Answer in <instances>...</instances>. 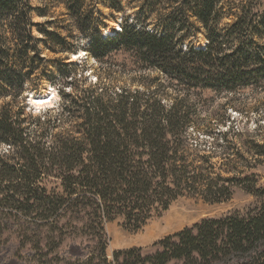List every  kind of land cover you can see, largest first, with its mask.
<instances>
[{
    "label": "trees",
    "instance_id": "trees-1",
    "mask_svg": "<svg viewBox=\"0 0 264 264\" xmlns=\"http://www.w3.org/2000/svg\"><path fill=\"white\" fill-rule=\"evenodd\" d=\"M37 1L0 0V242L6 232L18 234L33 264H264V201L168 236L152 254L132 248L110 257L105 228L122 217L138 231L187 195L218 204L240 188L264 200V184L243 171L247 160L228 133L205 142L195 105L205 91L264 89V8L147 0L154 29L136 21L103 36L99 7L120 12L119 0ZM35 16L50 20L39 24ZM199 35L203 48L188 42ZM81 47L103 64L122 53L123 69L157 75L144 90L83 87L71 66L62 71L59 108L27 115L26 93L38 86L44 52ZM254 145L248 153L264 156V146ZM216 156L239 162L218 166ZM73 226L87 236L83 256L63 247Z\"/></svg>",
    "mask_w": 264,
    "mask_h": 264
},
{
    "label": "rangeland",
    "instance_id": "rangeland-1",
    "mask_svg": "<svg viewBox=\"0 0 264 264\" xmlns=\"http://www.w3.org/2000/svg\"><path fill=\"white\" fill-rule=\"evenodd\" d=\"M121 11H112L107 7L100 6L103 12L101 17V26L99 34L106 36L107 31L113 34H120L121 29L128 23L135 24L136 21L152 24L155 28L156 16L155 9L145 10L147 0H119ZM234 4V6L256 4V11L260 12L264 8V0H226ZM35 6H39L37 0H32ZM144 8V9H143ZM147 8V6H146ZM146 11L147 17L143 15ZM237 13L236 9H234ZM60 10L56 12V15ZM154 14V16L152 15ZM61 21L60 17H58ZM50 20L49 18H41L35 16L34 21L43 24ZM56 20V21H59ZM36 36L42 37L38 28L34 29ZM66 36V33H64ZM197 47H204L206 44L205 37L199 35L198 39H189ZM88 42H84L87 44ZM43 46V45H42ZM185 49V46H183ZM85 47L78 48L77 51L70 54H53L45 51L46 61L40 67V77L36 80L38 86H32L26 93L27 108L26 114L39 116L49 110H57L62 103V71L69 70L71 66L78 67L77 80L83 84V87L95 86L96 88H116V90H144L143 83L150 84V79L156 77L157 74L149 72H138L136 70H126L120 65L127 62V55L122 53L113 54L112 59L106 60V63H100L89 55ZM63 59H67L64 61ZM67 64V66H65ZM86 66V67H85ZM64 68V69H63ZM84 68L86 69L84 71ZM150 74V75H148ZM68 81H71L69 79ZM85 84V85H84ZM157 84H153L155 87ZM155 90V89H153ZM172 93V91H170ZM54 93L55 97L50 102L41 107H36L30 102L33 95H47ZM203 101H195L196 110L199 114L200 131L208 133L209 137L205 140L208 146L213 142L221 140L226 133L230 141H235L238 148L245 156L247 163L240 164L247 174H255L260 184H264V156L249 154V146L255 148L254 144L264 146V89H245L234 93L216 94L215 92L205 91ZM79 122V121H78ZM77 122V123H78ZM76 126V123H70L69 126ZM69 126H66L69 128ZM195 146V145H194ZM263 151V149H260ZM256 152V151H255ZM219 156V151H218ZM228 160L239 162L237 157H231ZM228 160L221 159L217 156L211 162L225 164ZM48 184V183H47ZM59 184V183H57ZM50 187L57 186L55 183H49ZM263 198H259L253 194L246 192L240 188L233 191L231 200L211 204L206 202L200 196H185L176 200L170 208L161 213L156 214L147 224L140 230H134L131 226H127L124 218H117L115 221L106 225V232L109 237L108 254L111 257L114 251L128 250L132 248H141L144 254H152L157 248L155 244L164 238L177 234L187 228H191L204 219H219L226 217L232 213L239 212L245 214L253 210L263 203ZM5 212H0L3 215ZM19 216L18 212H13ZM77 222V221H76ZM63 247L67 252H73V255L83 256L82 249L85 247L87 236L81 234L75 229V226L67 228ZM18 235V234H17ZM14 232H6L0 242V264H33V260L28 257L31 246L28 245L23 249L19 243L18 236ZM23 254L18 257L17 254ZM16 254V255H15ZM54 256V255H52Z\"/></svg>",
    "mask_w": 264,
    "mask_h": 264
},
{
    "label": "bare ground",
    "instance_id": "bare-ground-1",
    "mask_svg": "<svg viewBox=\"0 0 264 264\" xmlns=\"http://www.w3.org/2000/svg\"><path fill=\"white\" fill-rule=\"evenodd\" d=\"M106 35H110V34H113L112 32H109L107 31L105 33ZM55 97V94L54 93H51V94H47V95H43V94H40V95H33L31 96L30 98V102L32 104H34L36 107H41L43 105H46L47 103H49L51 100V98H54Z\"/></svg>",
    "mask_w": 264,
    "mask_h": 264
}]
</instances>
